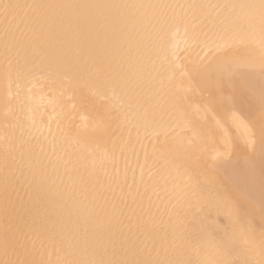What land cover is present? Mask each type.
I'll return each instance as SVG.
<instances>
[{
	"label": "bare ground",
	"instance_id": "obj_1",
	"mask_svg": "<svg viewBox=\"0 0 264 264\" xmlns=\"http://www.w3.org/2000/svg\"><path fill=\"white\" fill-rule=\"evenodd\" d=\"M0 264H264V0H0Z\"/></svg>",
	"mask_w": 264,
	"mask_h": 264
}]
</instances>
